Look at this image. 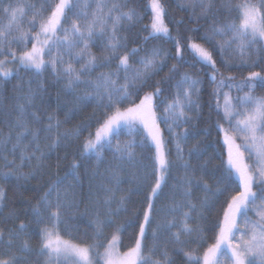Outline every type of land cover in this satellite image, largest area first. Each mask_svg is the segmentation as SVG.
<instances>
[{"label": "snow or ice", "instance_id": "1", "mask_svg": "<svg viewBox=\"0 0 264 264\" xmlns=\"http://www.w3.org/2000/svg\"><path fill=\"white\" fill-rule=\"evenodd\" d=\"M45 4L41 5L40 11H33L35 5L27 4L22 7L9 0L7 5L0 9L7 19V23L0 28V56L7 53L11 57L0 59V76L4 79L18 76L20 69L34 72L37 76L50 71L56 82L63 81L64 88L74 96L71 109L73 113L80 111L81 106L86 107L95 102L100 115L94 111L79 127L63 132L60 131L59 120H56L55 124L51 123L55 119L51 115L48 116L47 125L40 129L31 128L28 117L31 116L35 123H40V117L35 112H28V108L32 107V101L39 91H46V88L43 84H40L36 91L29 87L25 95L17 98L23 99L25 103L17 104L18 115L10 131L5 134L0 130V160L4 161L3 165H0V180L26 181L36 176L39 165L27 173L22 169L30 166L33 160L44 159L45 153L41 151L39 144L41 133L45 134V139L52 141L47 147L54 149L69 137L78 139L94 123L97 125L95 131L89 132L79 146L82 149V158L95 155L99 161L105 151H111L113 158L120 161L118 168L124 162L133 167H151L155 181L150 183L145 175L144 183L148 184L150 191L139 212L122 224L118 223L115 217L128 211L125 206L127 197L117 199L115 193L118 188L114 189L103 183L99 186V194L89 191L90 203L85 215L88 208H91L95 216L89 222L93 229L89 237L92 242L76 245L63 240L59 235L62 224L67 231L63 217L76 201L68 190L63 193L58 191V186L68 176L75 177L79 183L77 170L83 165V159L80 162L74 161L65 177H58L55 182H51L38 204L31 208L37 225L51 224V227L39 229V246L33 248L24 241L19 247V252L28 255H16L11 249L14 247V240L19 238L18 233L9 229L8 239L5 241V234L0 229V264H30L29 257L32 255L45 257L44 264H69L70 261L71 264H93V253L98 257L95 264H175L166 249L160 253L165 257L163 261L153 260L151 255L145 256L143 252L148 248L149 239L152 241L149 252L157 251L160 247L159 241L166 234H170V242L178 246L175 251L182 252L188 264H201V259L203 264H264V95L254 94L257 82L264 86V74L249 72L247 77L238 82L234 76H225L217 67L212 51L187 34L199 31L198 24L201 19L210 21V27L199 39L211 44L218 51L226 67L235 66L230 64L225 56L229 48L241 57L240 65L253 67L258 60H264V55H261L264 53V0H259L258 3L242 0L235 4L233 0H222L219 6L217 0H187L186 4L181 3L179 6L192 10L193 15L188 19L197 26H186L184 35H181L178 29L175 36L165 23L167 9L163 0H150L148 9L153 13L152 19L150 24L141 29L147 31L148 35L140 37L145 47H129V37L119 34L123 22L134 26L142 19L135 8L127 7V0H113L110 4L105 0H96L93 11H88L91 7L90 0H58L53 3L45 0ZM197 7L201 9L199 15L195 14ZM26 8L33 11L27 22L32 27L38 26L35 33L23 30L22 22L27 16ZM233 12L237 14L235 20L231 19ZM220 13H227L229 16L222 24H218ZM73 16L77 18L73 19ZM169 19L176 25L184 24L183 18L176 20L170 16ZM161 36L172 41L174 54L157 44H153L151 48L146 47L150 40L159 39ZM217 37L227 39L221 42ZM97 38L104 50L100 56L91 51V45L97 43ZM181 40L185 43L182 44ZM13 43L22 45L24 50L17 54L11 49ZM29 43L31 48H28ZM257 45L259 47H256ZM183 47L197 54L198 61L210 69V73L206 74L215 85L212 95L218 112L221 111L219 98L221 95L225 98L222 113L228 128L219 120L216 121V128L218 132L223 133L220 148L226 151L217 153L220 164L212 168H209L211 158L195 168L184 159L181 141L186 142L189 135L198 133L190 132L188 128H184L182 133L175 132V128L187 125L193 119L189 112L199 113L203 80L198 75L181 72L179 64H172L163 78V82L174 89L171 101L163 96L161 81L153 82V77L167 66L169 59L187 62L182 54ZM121 49L126 51L121 53ZM141 52L145 55H140ZM253 54L257 55V60H252ZM73 60L80 65L78 69L71 63ZM114 62L116 67L111 69ZM7 64H17L18 68L7 69ZM105 67L110 70L99 72L93 78L92 74L96 69ZM177 76L179 79H176ZM28 83L30 85L32 81ZM80 85H83L85 90L79 91ZM145 88L152 90L144 91ZM224 88L235 89L237 92H244V89L248 91L244 92L243 96L237 95L234 98L236 103L232 104V98L223 93ZM121 104L128 106L121 108ZM161 106L163 110L158 115L156 110ZM161 122L166 126L170 139H165L164 129L160 127ZM12 129H21L15 133V143H12L10 149L13 155L19 151L20 164L4 155L6 145L13 138ZM54 131L56 135L53 137L51 134ZM125 132L131 138L121 141L120 136ZM136 136L141 138L138 140ZM28 137H31L30 143L35 145L31 154H27V149L22 147V142ZM237 139H240L241 143L237 144ZM171 143L175 146L177 162L184 169V175L178 179V185L174 186L179 188L183 200L158 209L154 201L162 194L163 187L167 184L166 176L176 164L167 159V153L170 151L168 145ZM137 147L150 149V155L144 157L138 154L135 151ZM205 151L199 141L188 150L189 156H195L197 159L202 158ZM37 152L40 153L39 156L36 155ZM245 152L248 154L247 159L252 161L251 164L246 162ZM145 159L150 160L151 164L144 163ZM197 171L201 173L199 178L196 176ZM206 173L213 177V184L204 179ZM93 175L98 173L94 172ZM110 181L119 184L118 171L111 172ZM194 190L205 193L204 197L198 198L195 203ZM53 195L55 202L51 199ZM6 198L4 188L0 187V212L5 206ZM101 206L104 208L103 213L99 211ZM217 207L218 215L207 228V232L212 233L214 242L208 245L202 257L191 251L185 252L184 246L190 241L182 239V236L190 237L195 233L198 242L207 243L204 228L199 224L190 226L189 220H207L212 210ZM158 211L179 213L181 218L177 220L173 215L172 220L157 221L155 214ZM6 219L16 220L18 214L12 210ZM17 227L19 233H24L29 224L21 221ZM109 228L114 229L110 233V239L109 233L106 232ZM128 228L138 229L134 245L127 252L120 253L117 248L120 233ZM173 228H178L179 231L172 232ZM101 247L105 249L102 254L99 252Z\"/></svg>", "mask_w": 264, "mask_h": 264}, {"label": "trees", "instance_id": "2", "mask_svg": "<svg viewBox=\"0 0 264 264\" xmlns=\"http://www.w3.org/2000/svg\"><path fill=\"white\" fill-rule=\"evenodd\" d=\"M9 0H0V9L7 5ZM13 4H19L24 7L27 4L35 5V9L33 11H40L41 5L45 4V0H11ZM49 3L58 2V0H48ZM106 3H112L113 0H105ZM122 2V0H121ZM165 7L167 9V14L165 15V23L167 24L170 32L173 36L177 35V30L179 29V33L181 35L185 34V27H196L197 25L190 21L188 18L193 15L191 9L186 7H180L181 3H187V0H163ZM222 2V0H217V6ZM242 0H233V3H240ZM252 3H258L259 0H251ZM91 7L88 11H93L96 7V0H90ZM150 0H127L128 8H135L137 12L140 14L142 19L135 23L134 26L129 25L126 21L123 22L121 27L120 35L129 37V47L141 46L145 47L142 39L140 37L147 36V31H141L144 25H148L151 22L153 13L150 9H148V4ZM47 7V4H45ZM127 8L125 9V11ZM33 11H28L26 8L27 16L22 22V27L24 31H31L35 33L38 31L37 27H32L28 24L27 20L31 18L33 15ZM107 11V9H105ZM201 9L197 7L195 9V14L199 15ZM50 14V13H45ZM174 17L176 20H180L183 18L184 24L176 25L172 23L169 17ZM237 14L233 12L231 14V19L235 20ZM73 19L77 17L73 16ZM39 19V17H38ZM229 19L227 13H220L218 24H222ZM7 23V19L4 17L2 11H0V28L3 27L4 24ZM199 31L193 33H187L188 35L193 36L198 43L203 44L206 48L212 51L213 58L216 60L217 67L219 70L224 73L225 76L231 75L236 78V81H241L245 77H247L249 72L257 71L264 74V60H258L256 65L253 67H247L240 65L241 57L232 49L229 48L225 52V56L230 62L235 66L226 67L225 64L221 61L220 55L218 51L213 48L211 44H208L206 41L200 40L199 37L202 33L210 27V21H205L201 19L198 24ZM139 34V35H137ZM227 39V37H217V40L223 42V40ZM181 43L185 42L181 40ZM153 44H157L162 46L165 49L170 50L173 54L175 53V48L173 47L172 41L167 37L161 36L159 39H153L148 42L146 47L151 48ZM256 47H259L257 45ZM28 48H31V43L28 44ZM11 49L14 50L17 54L23 51V47L20 44L13 43L11 45ZM91 51L96 56H100L104 51L100 46V40L97 38V43L91 45ZM121 53L126 51L125 49L120 50ZM182 54L184 56L185 61L180 62L175 59H169L167 62V66L163 68L157 75L153 77L154 81H161V88L164 89L163 96L171 101L173 99L174 89L169 87L168 83L163 82V78L168 74L169 67L172 64H179L181 72H188L193 76L198 75L203 80L202 91L200 94V104L201 108L199 113L196 111H191L188 114L193 117V119L187 124L181 127L175 128L176 133H182L184 128H188L190 132L198 133L197 135H189L187 141H181V146L184 150V159L188 160L192 166L195 168L199 164H202L204 160H208L211 158V164L209 168H212L216 165L220 164V159L217 157V153L221 150L226 151V149H221L220 145L223 142V133L218 132L216 128V121L219 120L221 124L224 125L225 128H228V124L225 123L223 119L222 109L225 104L224 95H221L219 98V104L221 106V111L218 112L215 104L216 101L212 95V89L215 87L213 83H211L209 79V75L206 73H210V69H208L204 64L198 61L197 54L193 53L187 47L182 48ZM140 55H145L144 52H141ZM264 55V53H261ZM11 58L5 53L0 56V59ZM47 59V56L46 58ZM247 59V57H245ZM252 60H257V55L253 54ZM74 67L79 68V64L76 63L75 60L71 61ZM115 62L111 65V69H115ZM110 69L108 67L98 68L92 74L93 78L99 72H107ZM179 79V76L176 77ZM32 81L29 85L28 81ZM40 84H43L46 88V91H39V94L32 101V107L28 108V112H35L40 117V123H35L32 121L31 116L28 117L29 126L34 129H40L43 126L49 123L48 116H54L55 119L51 121V123L55 124L56 120L61 122L60 131L63 132L65 130H73L81 125L82 122H85L89 117L92 116L95 111L97 115H100V110L96 107L95 102L88 104L86 107L81 106V110L77 112H72L73 108L74 96L72 93L68 92L64 88L63 81L59 83L56 82V78L52 75L50 71L44 72L42 75L37 76L34 72L28 71L25 72L23 69H20L19 75H13L7 79L0 77V130H2L5 134L10 131L11 126L14 124L15 118L18 115L17 104H24L25 101L23 99H17L25 95L28 92L29 87L36 91ZM84 86H79V91H83ZM89 91L91 89H88ZM151 88H145L144 91H151ZM248 91V89H244V92ZM244 92H237L235 89L224 88L223 93H227L229 97L232 98V102L235 104V97L237 95L243 96ZM255 95H264V86H261L259 82H257V87L254 92ZM143 95V93H141ZM135 98V94H134ZM195 98V97H194ZM138 103V99L136 100ZM159 103V101H157ZM128 106L127 104H121L120 107L124 108ZM27 107V105H26ZM162 106L157 108V114L159 115L162 111ZM188 112L187 109H185ZM67 117V119H66ZM96 124H91L87 131H84L81 136L76 139L73 137H69L68 140L63 143L57 145L54 149H49L47 147L52 141L50 139H45V134L41 133V138L39 140L41 151L45 153V157L42 161L33 160L30 162V166H25L22 171L25 173L32 171L38 165L39 170L34 178H29L28 180H20L16 181L14 179L9 180H0V187H3L6 192V200L4 201V207L2 212H0V229L4 232V239L7 241L8 239V231L9 229H13L18 233L17 239L14 240V247L11 249L13 253L16 255H25L27 253H20L19 247L23 244L24 241H27L29 245L33 248H36L40 244V235L39 229L44 227H51V224H39L37 225L36 220L34 219L31 208L36 206L43 196V193L48 190L51 182H55L57 178L65 177V174L71 170L72 163L80 162L83 159V165L78 168L77 175L79 177V183H77L76 178L73 176H68L67 179L63 181L58 186V191L63 193L65 190H68L71 194V197L75 199L76 204L73 205L71 209H69L63 219L67 225V231L65 230V225L62 224L59 229V234L75 244L83 245L85 242L91 243L92 241L89 239L91 237L93 229L89 226V222L95 218L94 213L91 208H88V213H86V208L90 203V198L88 196L89 191L93 193L99 194V186L101 183L104 185L110 186L114 189L118 188L115 195L118 198L127 197L125 201V206L128 209L127 212H122L119 216L115 217L118 223H124L129 217H134V214L139 212L141 209L144 199L148 192L150 191L148 184L144 183V177L147 175L148 181L150 183H154L155 176H153L152 168H140L133 167L129 165L127 162L121 167H117L120 165V161L118 159L113 158V153L111 151H105L103 153V158L101 160H97L95 155H89L87 158H82L80 149V144L84 140L85 137L88 136L89 132H94L96 129ZM161 129H164V137L165 139H170L169 133L166 129L164 123H160ZM13 130V138L6 145V150L4 155L7 156L9 160L15 159L17 164H20L19 159V151L15 155H13L10 151L12 143H15V133L21 131V129H12ZM53 137L56 135L55 131L51 134ZM126 132L122 133L120 136L121 141H125L130 139ZM140 136H136V139H140ZM31 137H28L22 142V147L27 149V154H31L35 149V145L30 143ZM200 142V145L206 151L202 158L197 159L195 156H189L188 150L197 143ZM236 143H241L240 139L236 140ZM170 151L167 153V159L170 161L176 162L175 166L171 168L170 172L167 174V184L163 187V192L160 195L159 199L155 200V204L158 209L164 208L166 205L179 203L183 200L182 195L180 194V190L178 187H174L178 185V179L184 175V169L180 167L179 162H177V154L175 150L174 143L168 145ZM135 151L138 154H142L144 157L150 155L151 150L148 148H140L137 147ZM37 156L40 155L39 152L36 153ZM247 152H245L247 163L251 164L252 161L247 159ZM226 158V157H225ZM144 163L151 164V161L145 159ZM4 161L0 160V165H3ZM5 171L7 169H4ZM113 170L118 171L119 174V184H115L110 181L111 172ZM98 173V175H93V173ZM201 173L199 171L196 172V176L199 178ZM204 179L208 181L209 184H213V177L209 174H204ZM72 186L71 188L69 186ZM139 189V190H138ZM237 191L239 189H236ZM255 190V185H254ZM234 194V193H233ZM205 193L199 190H194L193 202H197V199H202ZM53 202H55V195L51 198ZM81 201H83L81 203ZM115 207V205H113ZM15 210L18 214V219L16 220H7V216L9 213ZM187 211V209H184ZM101 213L104 212V208L101 206L99 208ZM219 209H213L211 215L207 220H189V224L192 227H195L199 224L205 230V238L207 243H200L197 241L196 234L193 233L192 236L186 237L182 236V239H188L190 242L188 245L184 246V251L194 252L195 255L202 257L204 251H206L209 244L213 243L212 233L207 232L208 225L212 222V220L218 215ZM47 213H45V216ZM157 221H161L163 219L172 220L173 215H175L176 219L179 220L181 217L179 213L169 214L167 211H158L156 214ZM250 215H252L250 213ZM23 221L26 224H29V228L24 233H19L18 225ZM155 228V225H153ZM114 229H106V232L109 233L108 238L110 239V233ZM179 231L178 228H173L172 232ZM138 232L136 228H128L127 231L120 233V241H121V251L127 252L130 247L134 245L135 235ZM87 233V236H86ZM170 234H166L159 241L160 247L157 251L149 252V249L152 246V241L149 239L147 241L148 248L143 250L144 255H151L153 260H161L165 259L160 253L165 249L167 250L169 257L173 258L175 264H188L186 257L182 252L175 251V248L178 247L174 245L169 240ZM106 246V241H105ZM104 248H99V252L102 254L104 252ZM45 257H37L32 255L29 257L30 264H44ZM201 264L203 261L201 259Z\"/></svg>", "mask_w": 264, "mask_h": 264}, {"label": "rangeland", "instance_id": "3", "mask_svg": "<svg viewBox=\"0 0 264 264\" xmlns=\"http://www.w3.org/2000/svg\"><path fill=\"white\" fill-rule=\"evenodd\" d=\"M45 58H46V56H45ZM6 59H11V58H6ZM6 68H7V69H15V68H18V65H17V64H7V65H6ZM0 77H2V76H0ZM2 78H3V77H2ZM231 102H232V100H231ZM232 104H234V103L232 102ZM245 160H246V156H245ZM246 162H247V160H246ZM166 177H167V176H166ZM258 203H259V201H258ZM59 235H60V234H59ZM60 236H61V235H60ZM61 237H62V236H61ZM62 238H63V237H62ZM63 240L68 241V242H70V243H72V244H75V243H73L72 241H70V240H68V239L63 238ZM76 245H78V244H76ZM117 248H118V251H119L120 253H124V252L121 251V241H120L119 245L117 246ZM91 258H92V260H93V264H95L96 260L98 259V257L95 255V253L91 254ZM69 264H71V261L69 262Z\"/></svg>", "mask_w": 264, "mask_h": 264}]
</instances>
